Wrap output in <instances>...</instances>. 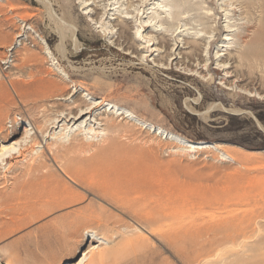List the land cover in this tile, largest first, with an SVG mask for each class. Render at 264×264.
<instances>
[{"label":"rangeland","instance_id":"obj_1","mask_svg":"<svg viewBox=\"0 0 264 264\" xmlns=\"http://www.w3.org/2000/svg\"><path fill=\"white\" fill-rule=\"evenodd\" d=\"M244 1L0 0V128L7 136L5 146L38 136L40 145L31 152L33 159L43 150L55 178L60 177L70 191L81 195L79 201L54 210L38 203H6L13 178L20 177L30 156L14 160L9 172L0 170V264H78L88 250L99 246L88 256L86 263L91 264L96 252L121 243L120 238L110 241L103 226L114 220L134 224L129 215L119 213L116 205L103 200L94 189L65 181L45 150L59 136L68 143L79 130L83 131L82 142L92 144L93 153L108 145L86 135L88 129L99 128L93 116L74 126L63 121L58 129L43 135L36 132L35 125L67 114L65 106L75 93L88 104L99 103L104 97L105 109L113 107V112L129 115L130 123L150 129L153 138L163 135L156 137L159 143L154 146L137 128L124 136H111L110 151L101 157L106 161L115 153H126L132 159L123 165L125 169L144 164L157 176L161 192L178 195V239L182 240H178L177 249L171 240L149 236L148 242L141 244L144 257L141 251L136 252L138 257L128 255V264H192L189 239L195 230L194 205L197 195L213 190L226 194L225 189L231 188L228 196L241 194L240 201L238 194L230 198L234 201L228 202L229 208L239 216L249 211L248 218L257 214L255 229L264 239V133L259 129H264V58L260 56L264 54V37L246 32L245 25L252 23L259 11L252 8L246 15ZM95 9L97 15L93 16ZM146 22L153 25L152 31L142 27ZM121 23L127 39L118 36ZM150 38L156 41L148 42ZM163 38L171 40L168 49H161L165 51L161 54L153 52ZM224 38L229 41L224 43ZM192 46H198L200 58L185 59ZM63 53L72 57L63 59ZM130 62L138 69L131 68ZM184 63L191 71L181 66ZM72 67L83 70L73 73ZM61 78L70 89L65 98L46 100L57 115L48 112L43 118L38 115L42 110L34 109L40 103L34 95L37 82L59 83ZM79 81L90 91L78 86ZM93 81L101 83L102 89ZM200 144L215 149H197ZM234 203L240 204L234 207ZM13 209H19L17 214ZM97 219L103 220L100 223ZM123 260L122 264L127 263Z\"/></svg>","mask_w":264,"mask_h":264},{"label":"bare ground","instance_id":"obj_2","mask_svg":"<svg viewBox=\"0 0 264 264\" xmlns=\"http://www.w3.org/2000/svg\"><path fill=\"white\" fill-rule=\"evenodd\" d=\"M241 7L242 8L245 7L246 11L244 12H246L245 13L246 15L251 14L250 11L252 8L259 11V16L256 19H254L252 23H248L247 25H245V30L246 32L252 31L255 37L257 38L264 37V0H253V1L245 0L244 7L243 6ZM93 13H94L93 16L97 15L96 9ZM221 14L222 13H219V15ZM63 20L61 22L66 25V23ZM94 20L96 21V19H92V21ZM152 26L153 25H151V23L148 24L146 22L145 25H143L142 27L152 31L153 28ZM114 28L115 27L113 26L112 29ZM119 28H120L119 29L120 32L118 36L125 37V39H127L126 27H124V23H121ZM105 32H107V30ZM223 32L229 33L230 31H225V29H223ZM138 33L139 31H137V34ZM179 34L177 35L179 36ZM166 36H170V35H166ZM19 37L21 36H17V38ZM151 41H156V40L154 39L151 40L150 38L148 42ZM169 41L171 40L170 39L164 40V38L158 41L157 42L158 47H155L157 49H153V52L155 53L159 52V54L165 53V51L162 50L163 48H165V50L168 49V47L170 46ZM222 41L225 43L228 42L229 39L224 38ZM212 42L213 40L209 43V47L212 46ZM186 44L188 45L187 42L184 43V45ZM153 45L154 43L150 47H153ZM150 47L148 48L150 49ZM225 47L226 46L224 45H220L219 48H225ZM178 48L179 46L177 47V49ZM140 49L142 50L144 48H140ZM198 52H199L198 46H192V53L189 54L191 56L185 55L184 57L185 59L188 60H190L191 57L194 56L200 58ZM62 55H63V59L67 57L66 58L67 60L69 58L68 56H70L67 53H63ZM179 55L181 54L179 53ZM260 56L264 58V54H260ZM174 60H176V58L173 59V61ZM139 65H143V64H139ZM182 65H185L184 69H187V71H191L188 70V66H187L188 64L184 63L181 64V66ZM130 67L133 69H138L131 62H130ZM157 69L168 70L167 68H162V67L160 68V66L159 68L157 67ZM223 69H227V68L225 67ZM82 70L73 67L71 68V71L73 73L74 72L81 73ZM76 75L79 76V74ZM186 75L190 77L193 76V74H186ZM70 77H73V75L71 74ZM62 79L63 78H61V82L59 83L56 81L44 82L42 81V79H40L37 82L34 95L37 97V101L38 99L40 100V103L36 104L34 109H38V110L41 109L42 111L39 110L40 112L38 115H40L41 113L43 118H46V114H48V112H51L52 109L54 108L52 106L48 108V105L51 102L47 104L46 100L48 101L49 99H53V100L55 99L56 101H58L57 100L58 98L60 99H62L63 97L65 98V96L68 93V90L70 89V87H67L66 83ZM92 83L93 85L99 87V89L100 88L102 89L101 83L97 81H93ZM78 84H79L78 86L84 87L83 89L85 91H90V88L83 81H79ZM89 86L91 87V85ZM16 93L17 95L21 96L19 94V91ZM71 97L74 98L73 101L70 104L66 105L64 110L67 112V114H65L64 116H59L56 119L54 118L55 121L48 123L49 125L44 121H42L44 122L42 125L40 124L35 125V129L37 130L36 132L43 135L44 132L48 133V130L51 131L54 129L55 130L58 129L59 125L63 121L68 124L72 123L74 126L76 123L80 122L84 117L93 116L95 121L98 122L97 125H99V128L88 129L86 135H91V138H97V139L99 138L100 139L98 140L99 143L101 144L108 143V145L101 148L99 147L100 149L95 150V152L93 153L94 150L92 151V149L90 148L92 144L91 143L85 144L84 142H82L84 140L82 137L83 131L79 130L77 133L75 132L71 136L72 139L68 140V143L63 142V140L65 141V139H61L59 136V138L55 139L50 145L46 147L45 150L49 152L52 162L56 164L57 169L59 170V174L62 176L63 179H65V181L67 180V182H71L72 184L77 186L82 185L87 188L94 189L99 194V196L102 197L103 200L113 205H116L119 208L118 210L119 213H121L122 215H126V214L129 215L130 219L134 222V224H136V225L134 224L132 225L122 221L114 220L110 226L109 225L103 226L104 227L103 229L105 230L104 233L105 236H106V231L108 232V235L110 234V237H108L110 241H112V239L117 240L118 238H120L121 243L117 245L116 248L114 247L111 250L102 249L101 251L96 252L97 258L94 260V262L92 261L91 264L92 263L122 264L121 261L125 258L127 259L126 256L128 255L130 256L132 255L133 257L134 256L138 257L136 255V252L138 253V251L139 252L141 251L143 254L144 250H142L143 248L141 247V244L142 243L144 244V242L145 243L148 242V239L146 237L149 236L151 237L156 236L160 239H168V241L171 240L172 245L177 249L178 240H180L178 239V195L170 194L166 192L165 190L166 187L164 189L165 192L164 193L161 192L160 189L162 188V186L159 184L160 181L156 179L157 176L154 175L147 167H145L144 164L138 166L135 169H133L132 167H131L132 169H125L123 165H125L127 162H130V158H131L129 155H126V153L122 155L119 153L117 154L115 153L114 158L108 159L106 161H104L101 158L103 155H105V152L110 151V146L112 141L111 136H124V134L128 133L129 130L132 131L133 129H136L137 126L130 123V121H128V118L130 117L129 115L124 116L123 113H118V111L115 113V111L114 112L112 111L113 107H110L109 109H105L106 107L104 105L105 102L104 97L100 98L99 103L95 102L92 104H88L82 98H78V96H76V93L72 94ZM60 99L59 101H62ZM66 100L67 99H64L63 101ZM54 113H56L55 115H57V112ZM59 114L60 113L58 112V115ZM1 121H2V113L0 107V123ZM143 128L142 127L140 128L139 126V128H137V131H139V133H144L147 136L149 143H152L153 146L154 143H159L156 137H158V135L163 136L161 133H159L158 135L155 134L156 137L153 138L149 135L151 130L148 128L145 129ZM259 129L264 133L263 128L259 127ZM2 130L3 129L0 128V141H1L0 170H5V171L4 172L0 171L1 173L4 174L5 172L11 171L12 168L11 164L14 160L19 158L25 159L26 154L30 156V160L25 163L24 168L19 173L20 177L13 178V182L11 184L13 187H11V191L9 197L6 200V203L22 202L24 203V205H29L32 203H35V205H37L38 203L40 204L39 206H42L44 208L60 209L65 205H68L73 202H77V200L79 201L78 198L81 195L78 192L72 191V189L70 191V188L67 186L68 184L65 183L64 180H60V177H58L59 179L55 178L56 177V174L54 173L55 171L52 172L50 168L51 166L49 167L46 164L47 162L46 160L48 159L46 158V154L44 153L43 150L41 151V154L37 155L36 159H33L31 152L34 150L35 147L37 146L39 147L40 145V139L38 138V136L35 137L31 136L29 137L28 141H26L28 137H23L22 140L25 141L16 142L11 146H5L6 143L5 141L7 140V136L3 135ZM80 137L82 138L79 139ZM166 139L168 138L166 137ZM199 146L201 147H198L197 149L200 150L215 149L214 146H210V145L200 144ZM50 147H55V150H53L54 152L50 150L51 149ZM91 151H92V155L90 154ZM88 155L89 157H87ZM140 161H144V160H140ZM130 166L132 165L130 164ZM159 185L161 187H158ZM230 189L226 188L225 190H228L227 193H229L231 192ZM222 190L224 189L222 188ZM213 191L214 192L209 194L201 193L197 195L196 198V202L194 205L195 216H196L194 219L195 230L193 236H191L189 239V245H190L189 249L191 251L192 264H264V248L262 247L264 246V239L260 238L258 231L255 229V223H254V220L255 219L257 220L258 216L254 218L257 214L256 215L253 214L255 215L253 218H248L247 214L249 211L247 212V214L246 212H244L245 213L244 215L246 216L245 217L242 214L243 212L240 210L241 212L240 214L242 215L239 216L238 214L235 213L236 210L232 209L233 207L229 208L228 206L230 202H231L230 204H232L234 201V200H230V198L232 196L236 197L235 195L238 193L236 194L234 193L235 195L233 194L230 197L228 196L230 194L226 193L227 194L226 195L224 194L225 192L223 193L221 190L219 191H221L222 194L215 192V190ZM238 195L239 196H237V199L239 200L241 194ZM246 198L247 197L245 195L243 199L244 202ZM237 203H234V207L240 204L239 203L237 205ZM42 207L40 209H42ZM18 210L19 209H13L14 215L17 214ZM34 213L35 212H33V214ZM28 216L30 217V215ZM91 218L93 217L91 216ZM87 219H89V217ZM97 220L98 221L96 222L101 223L103 219H97ZM12 222L15 223L14 220ZM257 225L258 224H256V228L258 227ZM17 247L18 246H16V248ZM94 249L99 250V246L93 247L91 250H88V252L84 254L83 258H81L78 264H87L86 261H88L87 260L88 256ZM126 259L125 261L123 260V262H127L125 264H128L129 262L126 261ZM132 259L130 261H132ZM136 260L137 259H134V261ZM7 264H12V263L10 261Z\"/></svg>","mask_w":264,"mask_h":264}]
</instances>
